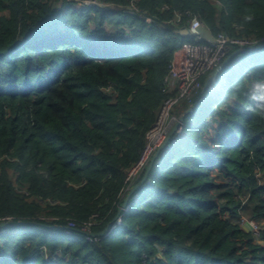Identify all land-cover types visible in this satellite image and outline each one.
<instances>
[{"label": "trees", "instance_id": "trees-1", "mask_svg": "<svg viewBox=\"0 0 264 264\" xmlns=\"http://www.w3.org/2000/svg\"><path fill=\"white\" fill-rule=\"evenodd\" d=\"M92 1L0 0V264H264V108L249 95L264 46L212 82L201 103L246 61L196 130L198 106L185 117L108 236L48 228L102 232L140 181L192 19L264 44V0ZM215 174L230 179L216 192ZM247 198L260 241L241 229Z\"/></svg>", "mask_w": 264, "mask_h": 264}, {"label": "built area", "instance_id": "built-area-1", "mask_svg": "<svg viewBox=\"0 0 264 264\" xmlns=\"http://www.w3.org/2000/svg\"><path fill=\"white\" fill-rule=\"evenodd\" d=\"M84 4L94 5L97 2L84 0ZM204 26L202 22L194 18L190 26L185 29L192 41L185 44L182 59L173 64L165 76L164 83L169 97L160 106L156 121L146 133L144 153L130 173L132 183L139 178L138 176H140L151 156L162 145L172 128L179 122V119L194 107L196 98L201 95L204 79L214 69L218 68L234 49L254 48L260 43L259 41L231 39L224 33L213 36L214 40H209L198 31ZM182 126L176 131V137L180 135ZM120 222L121 220L118 225H120ZM67 227L66 233L68 234L77 230L73 223L68 224ZM80 231L90 233V226H85ZM86 237L88 240L96 239Z\"/></svg>", "mask_w": 264, "mask_h": 264}, {"label": "water", "instance_id": "water-1", "mask_svg": "<svg viewBox=\"0 0 264 264\" xmlns=\"http://www.w3.org/2000/svg\"><path fill=\"white\" fill-rule=\"evenodd\" d=\"M100 5V4H98ZM199 33H202L206 36L207 39L209 40H214V37L211 33V31L207 28V27H201L199 30ZM183 35L188 36V31L185 30V33ZM262 46H264V44L258 45L255 48H253V50L261 48ZM243 49H236L235 51H233L232 53H230L225 60L223 61V63L216 69H214L210 75L204 80L203 83V88H202V92L200 95V99L198 100V102L196 103V105L194 107H192L191 109H189L186 113H184V115L179 119V122L172 128V130L170 131V133L168 134V136L166 137L165 141L162 143V145L158 148V150L155 152V154L151 157L149 163L147 164L145 171L140 179V181L135 184L129 191V193L127 194L124 202L122 203V205L120 206L117 214L115 215V217L112 219V221L107 225V227L99 233H84L83 231L80 230H75L78 233H81L83 235L89 236L91 238H103L108 236L111 231L119 224V221L121 219V217L123 216L124 212L127 210V208L129 207L130 204V200L135 197V193L141 189V187L146 183L149 174L155 164V161L157 160V158L159 157V155L162 153V151L168 147V145L172 142H174V136L175 133L178 129H180V127L183 125L184 119L185 117L190 114L191 112H193L195 110V108L201 103V101L204 98V95L206 93V90L208 89V87L212 84V82L217 79V77L219 76V74L224 70V68L230 63V61L237 56L238 54L242 53ZM20 224H31V225H36L35 222H29V223H20ZM12 225L10 223H6V222H1L0 223V231H3L9 227H11ZM48 228L52 229V230H67V226L66 227H60V226H48ZM252 226L249 223H245L243 226V230L246 231L247 233L252 231Z\"/></svg>", "mask_w": 264, "mask_h": 264}, {"label": "rangeland", "instance_id": "rangeland-1", "mask_svg": "<svg viewBox=\"0 0 264 264\" xmlns=\"http://www.w3.org/2000/svg\"><path fill=\"white\" fill-rule=\"evenodd\" d=\"M98 4H100V3H98ZM104 5H106V3H104ZM100 6H103V4H100ZM145 20L151 21L147 18ZM191 41H192V39L190 38L188 42H191ZM240 62H241V64H240L239 68H235L232 64L228 67V69H226L221 74L219 81H216V86L214 87V89H212L210 91V93L207 95L206 99H204V101L200 105H198V107L196 108L194 113L188 118V124H189V126H191V128H193V130H196L198 128L199 124H201V122H203L208 116H210L212 114L214 106L217 103H219V101L221 99L220 94L223 91V87L224 86L226 87L227 82L235 80V79L237 80L241 76V74H244V72L246 70V61L244 59H241ZM147 164H146V166H147ZM146 166L144 167V169L146 168ZM138 177H140V176H138ZM215 178H216V183L212 188V191H214V192H216L217 189L224 187L226 184L230 183V179H222V178L218 177L217 174H215ZM135 184H137V183H135ZM131 188L132 187L127 189V191H128L127 194L129 193ZM247 201H245L247 203L244 205V209L241 212V221H240L241 229L243 230V226L245 223H249L253 228L252 231L249 232V234L253 233L257 237V240L260 241L259 240L260 239V228L257 226V224L253 221V219L251 217V213H252L253 207L255 205V200L252 201V200H249V198H247Z\"/></svg>", "mask_w": 264, "mask_h": 264}, {"label": "clouds", "instance_id": "clouds-1", "mask_svg": "<svg viewBox=\"0 0 264 264\" xmlns=\"http://www.w3.org/2000/svg\"><path fill=\"white\" fill-rule=\"evenodd\" d=\"M249 95L253 101L259 102L258 106L264 108V78H255L250 82Z\"/></svg>", "mask_w": 264, "mask_h": 264}, {"label": "crops", "instance_id": "crops-1", "mask_svg": "<svg viewBox=\"0 0 264 264\" xmlns=\"http://www.w3.org/2000/svg\"><path fill=\"white\" fill-rule=\"evenodd\" d=\"M184 33H185V30L182 31V34H184Z\"/></svg>", "mask_w": 264, "mask_h": 264}]
</instances>
